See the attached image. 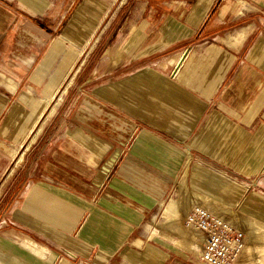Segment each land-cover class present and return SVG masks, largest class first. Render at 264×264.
<instances>
[{
	"label": "crops",
	"instance_id": "crops-1",
	"mask_svg": "<svg viewBox=\"0 0 264 264\" xmlns=\"http://www.w3.org/2000/svg\"><path fill=\"white\" fill-rule=\"evenodd\" d=\"M179 187L264 225V0H0V264H199Z\"/></svg>",
	"mask_w": 264,
	"mask_h": 264
},
{
	"label": "built area",
	"instance_id": "built-area-1",
	"mask_svg": "<svg viewBox=\"0 0 264 264\" xmlns=\"http://www.w3.org/2000/svg\"><path fill=\"white\" fill-rule=\"evenodd\" d=\"M189 225L205 235L200 264H235L242 248L243 234L225 220L195 207L187 219Z\"/></svg>",
	"mask_w": 264,
	"mask_h": 264
},
{
	"label": "rangeland",
	"instance_id": "rangeland-1",
	"mask_svg": "<svg viewBox=\"0 0 264 264\" xmlns=\"http://www.w3.org/2000/svg\"><path fill=\"white\" fill-rule=\"evenodd\" d=\"M190 195L197 201L200 199V198L196 197L192 193H190ZM169 198H171V197H169ZM201 198H205V197H201ZM206 202H208L206 204H209V206L212 207V208L204 206V205L203 206L200 205V206H202L204 208L207 207V209H209V210H211L213 212V213H211L213 216L219 217V218L225 220L226 222L231 223L237 231H239V232H241L243 234V237H244V239H243V248H242V251H241V253H240V255H239V257H238V259H237L235 264H241L243 261L250 259V256H251V253H252L251 246L252 245H256V243H257V242H254L253 239L251 238L252 235H253L252 233L254 232V231H252V227H250L251 226L250 225V221L252 219L246 218V217L242 216V214H240V213H234V211L232 212V211H230L229 209H227L225 207L227 209L226 210V209H224V206L223 205L220 206L219 203H218L219 206L218 205L214 206V204L211 201L206 200ZM184 207L185 206H183L182 209ZM219 207L222 210H218L217 208H219ZM192 208L193 207L189 206V207H186L184 210H182L183 211L182 215H181V217L179 218V220L176 222V224L174 226H173V224H169V225H165L164 226L161 223H160V225L170 229L171 232L173 233V235L175 237H177V240L179 241L180 244H182V242L188 243V244L190 242H191L190 244H192V243L195 244L196 243L194 250H197V248L199 247V249H201V253H202L203 247L205 246V242H206V239H204L205 235L202 232L201 233L198 232V230H196L195 228L190 227L191 225L188 224L187 219H186L187 215H190V213L192 211V210L190 211V209H192ZM160 216L158 218L159 220H161ZM179 227H181L180 229H181L182 234L186 235L185 237L181 236L178 232L174 231L176 228H179ZM247 227H250L252 232H250V231L247 232L248 231ZM196 236H197V238H196ZM190 244H189V246H190ZM43 257H45V254H44ZM199 264H200V262H199Z\"/></svg>",
	"mask_w": 264,
	"mask_h": 264
},
{
	"label": "bare ground",
	"instance_id": "bare-ground-1",
	"mask_svg": "<svg viewBox=\"0 0 264 264\" xmlns=\"http://www.w3.org/2000/svg\"><path fill=\"white\" fill-rule=\"evenodd\" d=\"M182 191H183L182 190V187H179L178 189H176L175 195L168 202H166L164 204L163 209H162V212H161V219L162 220L160 222L162 225L165 226V225L173 224V226H174L176 224V222L179 220V218L181 217L182 212H183L182 211L183 210L182 207H183V198H184ZM214 203H216V202H214ZM216 205H218V204H216ZM192 206H193V204H192ZM202 206L195 205L192 209H190V211L193 210L195 207H200L202 210H204V212H209L210 214L213 213L211 210L207 209V207L204 208ZM188 207H189V205H188ZM186 219H189V215H187ZM250 225H251L250 227H252V231H254L252 233L253 235H252L251 238L253 239L254 242H257V243H256V245H252L251 246L252 253H251L250 259L245 260L242 263L243 264H264V225L261 224V223H259L258 221H255V220H251L250 221ZM190 227H192V226H190ZM250 227H247V229H248L247 232H249V231L252 232ZM180 228L181 227L176 228L174 231L175 232H178L181 236H184L185 237L186 235L182 234ZM196 238H197V236H196ZM177 243H178V241H177ZM195 245H196V243L195 244L192 243V244H190V246L188 245V248L190 250H194ZM185 248H187V247H185Z\"/></svg>",
	"mask_w": 264,
	"mask_h": 264
}]
</instances>
